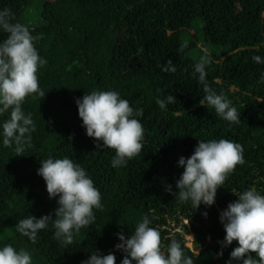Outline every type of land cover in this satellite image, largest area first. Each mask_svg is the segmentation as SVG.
Wrapping results in <instances>:
<instances>
[{
    "label": "trees",
    "instance_id": "1",
    "mask_svg": "<svg viewBox=\"0 0 264 264\" xmlns=\"http://www.w3.org/2000/svg\"><path fill=\"white\" fill-rule=\"evenodd\" d=\"M42 2L41 18L27 27L41 37L35 47L47 63L37 76L46 94L41 99L29 96L22 105L36 123L23 155L0 145V247L27 249L33 264H81L93 252H111L120 264L125 253L115 248L120 243L117 234L129 237L147 215L150 227L160 233L162 251L175 240L194 264H226L238 242L227 247L220 243L226 235L221 211L238 199L236 193L254 188L264 194V64L252 60L254 55L264 58V0ZM30 3L0 0V9H11L15 22L25 25ZM195 23L201 25L204 45L224 47L208 60L206 79L240 113V122L231 127L199 102L203 85L193 75L200 61ZM6 35L0 32V41ZM168 60L176 66L175 73L162 70ZM93 90L118 91L134 109H143L138 117L144 128L143 148L125 166L114 168L115 151L97 147L82 127L76 99ZM169 95L176 102L160 109L157 100ZM7 118L0 117V123ZM200 139L240 144L244 163L218 188L212 206L193 209L165 187L171 184L176 191L183 172L177 162L181 156L190 157ZM49 157H68L83 167L102 197L103 208L94 210L95 222L76 233L68 247L55 239L51 220L36 243L16 231L17 222L29 215L55 218L56 198L49 199L46 182L37 174L41 160ZM183 219L193 225L199 253L167 228L170 220Z\"/></svg>",
    "mask_w": 264,
    "mask_h": 264
},
{
    "label": "clouds",
    "instance_id": "2",
    "mask_svg": "<svg viewBox=\"0 0 264 264\" xmlns=\"http://www.w3.org/2000/svg\"><path fill=\"white\" fill-rule=\"evenodd\" d=\"M0 32L7 34L0 41V117L8 115L0 123V145L14 147L17 155H23L25 145L31 142L32 133L36 131V123L32 113L26 114L22 105L29 96L40 99L45 96L37 73L47 61L35 47V41L41 37L33 36L27 26L15 22L14 13L7 7L0 9ZM184 47L186 45L181 46L177 54L183 52ZM203 52L193 72L198 83L203 85V97L199 102L213 109L216 116L231 127L240 122V113L227 96L218 94L207 83L208 50L203 48ZM252 60L264 64L260 55H254ZM162 70L175 73L177 69L172 60H168ZM261 81L264 82V74ZM175 102L173 95L157 100L162 110ZM76 103L86 135L94 138L97 147L115 151L111 161L114 168L125 166L141 152L144 128L138 117L143 116L142 108L134 109L115 90H93L77 98ZM243 163L240 144L226 139H200L192 155L181 156L177 162L183 172L175 182L176 191L173 192L171 184L165 191L193 209H198L201 204L210 207L215 202L218 188L224 185L235 167ZM37 174L46 182L49 199L56 198L55 218L29 215L17 222L16 231L36 243L38 233L46 229L51 220L55 239L68 247L73 244L76 233L95 222L94 210L103 208L101 193L86 170L68 157L42 159ZM236 195L238 199L230 202L219 216L226 233L220 243L227 247L234 240L238 242L226 264H232L233 260L242 261V264H264V194L253 188ZM203 215L207 217V212ZM150 224L151 220L145 215L129 237L117 234L120 243L115 248L125 253L120 264H194L175 240L168 244L166 252L162 251L160 233ZM251 253H255V257ZM0 264H33V257L27 249L17 250L11 244H5L0 247ZM81 264H116V257L111 252L107 255L93 252Z\"/></svg>",
    "mask_w": 264,
    "mask_h": 264
},
{
    "label": "rangeland",
    "instance_id": "3",
    "mask_svg": "<svg viewBox=\"0 0 264 264\" xmlns=\"http://www.w3.org/2000/svg\"><path fill=\"white\" fill-rule=\"evenodd\" d=\"M43 7L42 0H31V3L28 5L25 13H24V19L26 21V26H31L34 24H37L36 22L39 21L41 18V10ZM197 31L198 33V39L196 40L199 48L196 49V54L201 57L204 55L203 48H206L208 50L207 60L213 57L214 52H217L219 54L223 53L224 47H218L213 45H204V39L201 33V25L199 23H195V27L193 30V33ZM187 31H184L183 38H187ZM203 46V47H201ZM168 230L172 232V234L180 233L183 238V242L190 247L193 251L199 253L202 248H197L195 244V232L193 229V225L191 224V221L188 219H183L180 222H177L175 220H170L167 226Z\"/></svg>",
    "mask_w": 264,
    "mask_h": 264
}]
</instances>
